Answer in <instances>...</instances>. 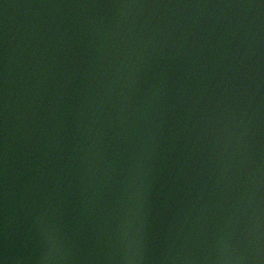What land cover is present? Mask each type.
Listing matches in <instances>:
<instances>
[{
	"label": "water",
	"instance_id": "95a60500",
	"mask_svg": "<svg viewBox=\"0 0 264 264\" xmlns=\"http://www.w3.org/2000/svg\"><path fill=\"white\" fill-rule=\"evenodd\" d=\"M264 264V0H0V262Z\"/></svg>",
	"mask_w": 264,
	"mask_h": 264
},
{
	"label": "clouds",
	"instance_id": "9594fccd",
	"mask_svg": "<svg viewBox=\"0 0 264 264\" xmlns=\"http://www.w3.org/2000/svg\"><path fill=\"white\" fill-rule=\"evenodd\" d=\"M59 238L53 234L49 237V251L50 255H46V259L49 260L50 264H55L57 259L56 253L59 251Z\"/></svg>",
	"mask_w": 264,
	"mask_h": 264
},
{
	"label": "snow or ice",
	"instance_id": "6c2138e0",
	"mask_svg": "<svg viewBox=\"0 0 264 264\" xmlns=\"http://www.w3.org/2000/svg\"><path fill=\"white\" fill-rule=\"evenodd\" d=\"M0 264H2V262H0Z\"/></svg>",
	"mask_w": 264,
	"mask_h": 264
}]
</instances>
